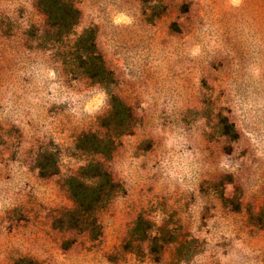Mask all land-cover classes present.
<instances>
[{
	"label": "rangeland",
	"instance_id": "rangeland-1",
	"mask_svg": "<svg viewBox=\"0 0 264 264\" xmlns=\"http://www.w3.org/2000/svg\"><path fill=\"white\" fill-rule=\"evenodd\" d=\"M68 1L60 31L0 0V264H264V0ZM91 163L121 186L96 237L69 218Z\"/></svg>",
	"mask_w": 264,
	"mask_h": 264
},
{
	"label": "trees",
	"instance_id": "trees-1",
	"mask_svg": "<svg viewBox=\"0 0 264 264\" xmlns=\"http://www.w3.org/2000/svg\"><path fill=\"white\" fill-rule=\"evenodd\" d=\"M40 2L52 26L60 31L70 29L74 21L78 20L79 11L74 9L68 0H40ZM78 47L81 51L80 61L86 75L95 81H103L104 77L108 75V71L102 57L96 51L94 30L90 29L79 37ZM124 109L127 110L118 98H115L112 112L117 118L123 116ZM94 138L92 151L105 154L108 147L107 142L100 137ZM68 185L75 200V209L69 215L70 222H73L74 228L85 229L84 221L89 215L91 222L86 223L88 226L85 230H89L94 237L98 236L101 227L97 218L92 217V214L95 215L111 203L120 190V184L113 179L102 164L91 163L72 176ZM256 221L257 226L264 229V208L258 214ZM140 226L141 221H138L131 232L132 236L139 231Z\"/></svg>",
	"mask_w": 264,
	"mask_h": 264
}]
</instances>
